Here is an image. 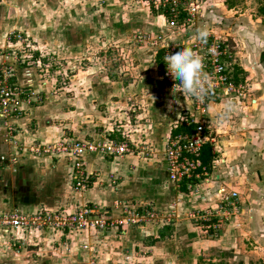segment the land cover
Wrapping results in <instances>:
<instances>
[{
	"label": "rangeland",
	"instance_id": "1",
	"mask_svg": "<svg viewBox=\"0 0 264 264\" xmlns=\"http://www.w3.org/2000/svg\"><path fill=\"white\" fill-rule=\"evenodd\" d=\"M170 1L0 0V85L10 86L17 102V111L15 106L10 107L1 117L4 120L2 125L6 128L2 130L3 138L12 141L9 144L14 148L8 157L0 158V163L6 165L19 159L63 162L68 167L69 185L77 191L79 189L71 178L73 159L67 155V152H70L69 147L76 142H90L97 148L95 152L83 155L82 168L86 173V160L90 156L99 154L107 160L115 159L102 151L101 144L109 137L118 142L125 141L133 147L134 153L126 155L149 160L157 154L154 138L160 125L173 128L181 121V116L189 114L185 110L177 112L178 114L171 112L162 124L155 120L154 114H165V109L156 111L154 108L159 107L160 103L156 102V98L163 90L161 87H153L154 80L169 89L174 88L165 82L162 69L155 61L159 46H172L192 40L196 37L198 28L206 27L209 34H213L212 31L215 30V36L228 38L235 46L237 62L244 65L248 59L249 48L241 41L239 35H235L241 32L239 20L251 23V20L257 19L259 23V18L263 19L264 16L263 0H202L200 11L188 20L182 10L185 2L177 0L176 4H173L177 5L174 10L177 13L182 10L184 13L180 17L182 20L175 19V26H167V29H157L158 31L154 32L147 28V25H141L144 21L151 22L152 16L165 12L167 7L164 8L162 4L167 6ZM221 4H224L225 8ZM166 17L168 25L172 16ZM23 72L25 77L32 78L31 85L19 83L17 77H22ZM109 80L119 81L118 87L114 88L115 85L109 83ZM249 82L251 88L253 85L255 88L253 78H250ZM254 93L256 91L251 89L250 96ZM45 100L49 106L45 122L59 133L57 138L47 142L36 139L29 143L13 139V136L19 133L20 127L15 123H7L8 119L11 116L20 118L29 112L21 108L20 102L26 101L30 108L35 109L44 104ZM192 111L196 112L194 109ZM33 127L37 126L32 124L31 128ZM169 137L171 135L167 137L161 153L165 160ZM103 168L104 166L90 173L98 179L97 186H108L107 188L118 192L120 177L111 172L105 176ZM144 184L146 186H143L140 194L145 193L146 188H151L149 182ZM84 189L86 188L80 191ZM134 191L135 189L132 190ZM135 200L114 198L111 204L106 206L108 209L87 204H76L71 209L70 206L56 208L48 210L51 217L54 216L49 223L27 227L23 231H2L1 264H69L68 255L71 250L65 246L69 235L88 232L89 235L97 236L104 232L106 236L117 229L109 227L108 230L101 231L90 225L79 226L75 221L63 225L64 217H74L79 210L87 206L96 210L89 219L95 216L113 222L126 220L132 216V212H143L144 220L139 224H131L128 220L118 227V230L124 232L138 225L150 227L161 223L163 219H169L166 222H175L173 213L156 208L151 202L139 203ZM217 205L219 210H225L227 213L232 207L231 204L220 201ZM10 212L20 211L16 207L0 209V223ZM27 215L32 217L31 213ZM229 215L230 213L217 217L215 211L196 210L190 213L189 219L194 225H214L216 227L212 228L216 230L218 225L222 227L229 223ZM202 230H207V227ZM41 234L50 237L61 236L64 246L56 249L49 248L45 240L38 243ZM203 235L212 236L209 232ZM144 242L147 245L149 241ZM39 245L42 246L41 249ZM145 245L136 247L133 254L138 257L150 254ZM86 250L97 253L96 249ZM128 257L129 255L123 258L126 264L137 263L135 259Z\"/></svg>",
	"mask_w": 264,
	"mask_h": 264
},
{
	"label": "crops",
	"instance_id": "2",
	"mask_svg": "<svg viewBox=\"0 0 264 264\" xmlns=\"http://www.w3.org/2000/svg\"><path fill=\"white\" fill-rule=\"evenodd\" d=\"M221 5L225 8L224 4ZM262 18L264 19V16ZM263 19L259 18V23L257 19L251 20V23L239 20L241 32L234 33L239 35L241 41L249 48L243 70L253 78V84L256 85L252 88L256 91L254 95L244 100L226 97L211 102L205 113L200 114L192 111L190 100L181 92L174 93L173 89L160 85L155 80L153 82L154 88H163L156 98V102L160 105L154 108L156 111L165 109V114L161 112L159 115L154 114L156 121L162 124L171 112L179 113L185 110L193 115L197 123L207 126L215 136L218 153H215L211 147L210 149L213 157L217 156L219 161L211 171L210 177L190 188L183 185L185 187L183 190L181 185L171 179L167 161L161 153L175 125L173 128L160 125L154 138L158 152L149 160L138 159L131 155L113 157L115 158L113 160L104 159L99 154L88 157L85 168L90 180L89 186L83 191L71 188L68 181V167L63 162L19 159L6 165L0 163V209L16 207L25 214H33L37 211L48 212L67 206L71 209L76 204L100 205L108 209L106 206L111 204L114 198L130 200L134 198L139 203L151 202L156 208L173 213L176 217L175 222H166L169 219L166 221L163 219L161 223L150 227L138 225L125 232L112 230L114 232L106 236L104 232L97 236L89 235L88 232L71 234L65 245L71 250V254L68 255L69 264H126L123 258L127 255L141 264H264ZM141 25H147V28L154 32L158 31L157 29L162 31L163 28L170 27L166 24L162 13L152 16L151 22H141ZM213 31L212 33L215 34ZM155 55V61L158 62L159 53L156 51ZM27 78L24 72L22 77H17L21 85H31L32 78ZM109 83L114 84V88L119 85L117 80H109ZM28 104L26 101L20 102L21 108L29 110L28 113L20 118L8 119L7 123H15L20 127L19 133L13 136V139L24 143L36 139L44 142L56 139L59 133L52 130V127L45 122L47 112L49 113L47 100L35 109L30 108ZM3 121L0 117V158L2 159L8 157L14 148L9 144L12 141L3 138L2 130L5 128L2 125ZM32 124L37 127L31 128ZM102 166H104L102 170L105 169V176L111 172L120 177L118 192L107 188L108 186L105 188L97 186L98 179L96 180L90 173ZM145 182L146 184L149 182L151 188L148 190L146 188V192L140 194L143 186H146ZM134 189L135 191L132 192ZM230 192H236L237 197L228 200L233 206L227 213L225 210H219L217 202ZM196 210L215 211L217 217L230 213V221L222 227L217 224L216 230L212 228L216 227L214 225H194L189 215ZM204 227H207V230L203 231ZM213 231H215L214 235ZM205 232H209L212 236L203 235ZM43 235H40L38 243L45 240L49 248L56 249L64 246L61 243L63 239L61 236ZM147 240L149 242L145 245L144 241ZM140 245L148 247L150 254L144 257L135 256L133 250ZM83 246L89 250L96 249L97 253L88 252ZM39 248L41 249L42 246L39 245ZM1 251L0 245V264L3 262Z\"/></svg>",
	"mask_w": 264,
	"mask_h": 264
},
{
	"label": "built area",
	"instance_id": "3",
	"mask_svg": "<svg viewBox=\"0 0 264 264\" xmlns=\"http://www.w3.org/2000/svg\"><path fill=\"white\" fill-rule=\"evenodd\" d=\"M176 1L177 0H171L167 6L162 4L164 8L167 7L165 12H162L165 18H167L166 16H172L171 20L168 22V25L171 27L175 26V23L177 24L175 19L178 18L179 20L181 14L184 13L183 11H185L188 20H190V17H193L198 13L203 5L202 0H183L185 2V7L182 9L183 11L181 10L177 13L174 10V7H177V5L173 6V4H176ZM174 45H161L157 50L159 53V61L161 63L160 69H162V77L167 84L175 86L178 81L168 74L164 57L170 52L175 51L178 46L191 47L198 53V55H200L204 63V75L210 85L208 93L200 99L184 94L190 100L191 105L196 112L204 114L206 108L211 102H217L226 97L237 98L240 100L241 98L250 96V91L252 89L251 83L249 82L250 77L244 73V65L237 62L235 46L230 40H228V38L209 34L206 43H201L195 37L192 40ZM16 105L17 102H15V99L13 98L11 87L0 85V117H3V112H6L10 107L15 106L14 109L16 110ZM174 127L175 128L173 129H178L179 127L182 129H179L175 134H171V137H169V140L167 141L165 155L168 170L171 179L178 185L184 184V186L190 188L194 184L207 179L219 161L217 156H214L210 165L205 166L200 160L202 147L206 144L210 145L215 153H218L216 150L215 136L211 134L210 129L207 126L200 122L197 123L193 118V115L190 113L181 116V121ZM68 143L70 142H64V144ZM101 145L103 149L102 151L109 157H118L128 153H134L133 147L125 141L118 142L113 139H105V142ZM66 148L67 147H64V149ZM69 150L70 152H67V155L71 156L73 159L71 178L74 180V185L77 189L87 188L89 186L90 176L82 168L83 155L88 152H95L97 148L93 143L80 141L72 144L69 147ZM236 197V192H230L223 196L220 203L231 204L228 200L232 198L236 199ZM90 207L87 206L84 207L83 210H79L74 217H64L63 225L72 224L75 221L79 226L90 225L94 229L105 231L108 230L109 227L110 229H118L119 226L127 223L128 220L131 224H139V222L144 220L143 212H132L131 217L126 220H119L118 222L105 220L100 217L95 218V216L92 219H89L92 214L96 213L94 207ZM53 217H51L49 212L41 211L32 214V217L30 218L29 215L21 212H10V214L5 216L1 221L0 230L7 231L8 229H16L23 231L27 227H38L41 223H49Z\"/></svg>",
	"mask_w": 264,
	"mask_h": 264
},
{
	"label": "clouds",
	"instance_id": "4",
	"mask_svg": "<svg viewBox=\"0 0 264 264\" xmlns=\"http://www.w3.org/2000/svg\"><path fill=\"white\" fill-rule=\"evenodd\" d=\"M209 36L207 28H198L196 38L201 43H206ZM167 72L178 81L173 92H181L196 99L208 93L210 85L204 75V63L200 55L191 47L178 46L175 51L164 57Z\"/></svg>",
	"mask_w": 264,
	"mask_h": 264
},
{
	"label": "trees",
	"instance_id": "5",
	"mask_svg": "<svg viewBox=\"0 0 264 264\" xmlns=\"http://www.w3.org/2000/svg\"><path fill=\"white\" fill-rule=\"evenodd\" d=\"M159 66L161 67V63H160L159 58H158V67ZM178 130L179 129H173L171 134H175L176 132H178ZM212 157H213V155H212L210 146L208 144L204 145L202 147V150H201V153H200V160H201L202 164L205 165V166H208L210 164L211 160H212ZM183 185H181V189L182 190L185 189V187Z\"/></svg>",
	"mask_w": 264,
	"mask_h": 264
}]
</instances>
